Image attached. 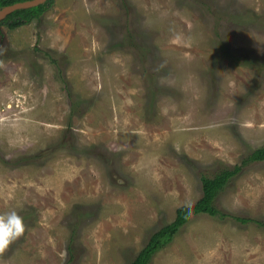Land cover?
Segmentation results:
<instances>
[{
  "label": "rangeland",
  "instance_id": "374dc122",
  "mask_svg": "<svg viewBox=\"0 0 264 264\" xmlns=\"http://www.w3.org/2000/svg\"><path fill=\"white\" fill-rule=\"evenodd\" d=\"M264 0H50L0 28V264H264ZM241 220V221H240Z\"/></svg>",
  "mask_w": 264,
  "mask_h": 264
},
{
  "label": "trees",
  "instance_id": "16d2710c",
  "mask_svg": "<svg viewBox=\"0 0 264 264\" xmlns=\"http://www.w3.org/2000/svg\"><path fill=\"white\" fill-rule=\"evenodd\" d=\"M25 0H0V5H10ZM50 0L37 7L20 9L12 12L4 20V25L9 30H14L24 25L29 24L33 19H38L48 8ZM251 159L264 160V147L254 151L251 155ZM239 168H235L232 171L223 170L213 178H203L202 183V197L192 206L180 207L175 212L174 221L159 229L154 233L146 246L137 254L131 264H148L154 254L159 251L165 242L175 233V231L185 225L188 220L197 214H207L209 216L224 215L218 211L214 206V200L219 195L220 191L226 186L228 181L236 175ZM241 221V220H240Z\"/></svg>",
  "mask_w": 264,
  "mask_h": 264
},
{
  "label": "clouds",
  "instance_id": "9594fccd",
  "mask_svg": "<svg viewBox=\"0 0 264 264\" xmlns=\"http://www.w3.org/2000/svg\"><path fill=\"white\" fill-rule=\"evenodd\" d=\"M25 231L24 218L15 210L0 213V253L16 241Z\"/></svg>",
  "mask_w": 264,
  "mask_h": 264
},
{
  "label": "water",
  "instance_id": "95a60500",
  "mask_svg": "<svg viewBox=\"0 0 264 264\" xmlns=\"http://www.w3.org/2000/svg\"><path fill=\"white\" fill-rule=\"evenodd\" d=\"M46 1L47 0H26L23 2L14 3L0 10V21L3 20L7 15H9L10 13L16 10L37 7L39 5L44 4Z\"/></svg>",
  "mask_w": 264,
  "mask_h": 264
},
{
  "label": "flooded vegetation",
  "instance_id": "af4514ba",
  "mask_svg": "<svg viewBox=\"0 0 264 264\" xmlns=\"http://www.w3.org/2000/svg\"><path fill=\"white\" fill-rule=\"evenodd\" d=\"M25 1H26V0H25ZM48 1H49V0H47L45 3H47ZM22 2H23V1H22ZM45 3H44V4H45ZM10 5H12V4H10ZM10 5H5V6H1V5H0V10H2L3 8L8 7V6H10ZM42 5H43V4H42ZM10 14H11V13H10ZM10 14H9V15H10ZM7 16H8V15H7ZM7 16H6V17H7ZM6 17H5L3 20L0 21V28H1L2 26H4L7 30H9V28H8L7 26L4 25V20L6 19ZM40 17H41V16H40ZM17 29H18V28H17Z\"/></svg>",
  "mask_w": 264,
  "mask_h": 264
}]
</instances>
